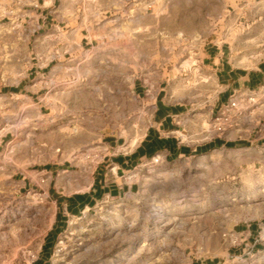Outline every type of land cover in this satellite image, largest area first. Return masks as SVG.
I'll use <instances>...</instances> for the list:
<instances>
[{"label": "rangeland", "instance_id": "1", "mask_svg": "<svg viewBox=\"0 0 264 264\" xmlns=\"http://www.w3.org/2000/svg\"><path fill=\"white\" fill-rule=\"evenodd\" d=\"M32 8L0 17V264H264V85L218 104L201 58L228 41L234 65L263 61L264 0H124L99 15L81 1L79 24L39 23ZM159 90L191 151L147 160L134 194L67 215L41 252L49 187L78 189L103 135H142Z\"/></svg>", "mask_w": 264, "mask_h": 264}, {"label": "crops", "instance_id": "2", "mask_svg": "<svg viewBox=\"0 0 264 264\" xmlns=\"http://www.w3.org/2000/svg\"><path fill=\"white\" fill-rule=\"evenodd\" d=\"M31 0H0V17L17 22L23 21L28 13L22 11ZM39 3V9L32 8V16L42 24L51 20L58 22L66 20L69 23H80V2L88 1L94 4L93 14L99 15L100 10L123 2L124 0H32ZM101 6V7H100ZM6 10V11H5ZM12 10V11H7ZM232 44L228 41H208L201 50L204 66L213 70L222 90L218 96V104H225L236 90L253 89L264 85V60L257 66L248 68L234 65L231 62ZM33 54V53H31ZM34 66V65H33ZM40 74L39 71H37ZM19 86L5 87L14 92ZM146 91L143 80L134 82V95L141 96ZM155 111L150 124L142 135L122 138L103 135L99 140V153L91 163L81 160L80 169H88L87 174L76 175L75 190H66L64 186L49 187V195L58 206L56 220L49 228L42 244L43 253H48L52 247V237L61 231L64 218L67 215H78L91 209L101 202H115L134 194L139 189L137 170L147 160L156 156L169 157L183 155L191 151V147L180 142L175 132L178 131L180 107L166 101L161 90L154 100ZM205 145L198 146L203 147ZM47 168V166H46ZM62 188V189H61ZM58 217V219H57ZM42 264L46 258L39 257Z\"/></svg>", "mask_w": 264, "mask_h": 264}, {"label": "trees", "instance_id": "3", "mask_svg": "<svg viewBox=\"0 0 264 264\" xmlns=\"http://www.w3.org/2000/svg\"><path fill=\"white\" fill-rule=\"evenodd\" d=\"M221 142V141H220ZM219 143L218 140H216L215 142H210L208 144H206L205 146L203 147H199L197 150H202V149H208V148H211L213 147L215 144ZM221 143H225L226 146L228 147H231V146H235L236 144H246L247 142L246 141H240V142H235V141H227V142H221ZM58 219V217H57Z\"/></svg>", "mask_w": 264, "mask_h": 264}]
</instances>
